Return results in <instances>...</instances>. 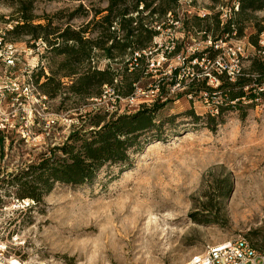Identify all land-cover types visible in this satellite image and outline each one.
I'll use <instances>...</instances> for the list:
<instances>
[{"label": "rangeland", "instance_id": "rangeland-1", "mask_svg": "<svg viewBox=\"0 0 264 264\" xmlns=\"http://www.w3.org/2000/svg\"><path fill=\"white\" fill-rule=\"evenodd\" d=\"M107 5L108 0H36L34 8L38 15L63 12L61 23L79 29ZM80 7L90 13L69 19ZM238 9V0H180L175 13L153 21L146 17L157 34L139 67L152 75L135 83L133 101L117 94L121 76L114 85H103L99 96L82 97L68 88L90 68L122 73L131 54L111 60L97 48L91 60L78 65V74L65 76L64 56L45 40L5 37L22 51L15 71L21 86L29 83L19 104L7 110L14 127L0 131V240L12 264H182L241 234L264 248V98L245 99L243 109L221 113L217 105L225 97L207 89L218 88L226 68L236 80L254 56H264V31L263 50L249 41L256 20L264 24V10L250 17L243 36L235 31L216 40ZM15 12L0 0V25L15 27ZM27 64L31 80L24 77ZM163 100L156 127L139 137L126 161L107 162L86 184L56 182L40 203L19 198L13 176L72 142L73 132L96 129L95 116L111 119ZM191 109L200 117L189 115Z\"/></svg>", "mask_w": 264, "mask_h": 264}, {"label": "trees", "instance_id": "trees-1", "mask_svg": "<svg viewBox=\"0 0 264 264\" xmlns=\"http://www.w3.org/2000/svg\"><path fill=\"white\" fill-rule=\"evenodd\" d=\"M2 1L16 9L15 27L9 33L13 37L28 35L35 40L41 38L48 42L57 55L64 56L60 68L68 69L69 72L65 76L78 74V65L91 60L93 51L97 48L103 50L106 57L111 60L131 54L132 57L122 73L111 68H90L72 79L73 82L68 88L82 97H88L89 94L99 96L102 86L114 85L118 76L122 78L116 86L118 94L129 96L136 89L135 83L141 77L145 74L152 75L149 72L143 74L139 67L146 57L143 50L150 46L157 34L154 27L144 20L148 17L153 21L155 17L158 19L175 13L180 0H108V5L105 8H96L93 18L83 23L79 29L71 23L66 22V25L61 23L63 12L38 15L34 8L36 0ZM238 3L239 9L234 11L233 16L223 25L222 34L216 40L228 39L225 37L232 36L235 31L238 36H243L246 23L251 20L250 17H253L255 12L264 10V0H238ZM146 11L148 13L145 14ZM89 13V9L80 7L68 14V18L74 19L78 15L86 16ZM219 14L220 12L216 14L218 28L222 22ZM253 21L255 20H252V23ZM254 29L255 32L251 34L249 41L261 50L259 38L264 31V24L256 20ZM93 33H96V36H89ZM136 52L141 55L135 56ZM195 56L199 60L204 58L200 53ZM130 62L131 67L128 66ZM251 64L248 71L237 74L236 80H232L225 70L219 75L221 84L218 88L207 86L210 93L221 91L225 97V102L217 105L221 113L225 110L243 109L245 99L253 103L259 97L264 98V90H261L264 85V56H254ZM178 71L179 69L176 68L175 75ZM41 76L42 73L38 76L37 82L41 80ZM46 78L47 81L41 85L45 86L54 76H46ZM207 79L208 77L204 78L205 83L209 81ZM195 83L193 79L190 91L195 90ZM165 101H156L149 106L145 104L134 113L115 115L111 119H107L102 114L95 116L96 120L91 125L96 129H91L89 134L82 131L73 132L70 136L72 142H66L62 147H54L50 155L42 156L38 163L24 167L13 176L20 193L19 198L28 197L40 203L56 182L86 184L98 176V171L107 162L126 161L128 151L137 145L139 137L147 130L156 127L157 116L161 108L166 105ZM252 103L247 104L246 107H252ZM188 111V114L195 116L196 119L200 117L193 109ZM245 115H247L246 110L243 116ZM210 116L215 119L214 115ZM230 190L226 189L222 196H228ZM256 233H258L257 229L251 232L252 235ZM253 245L258 247L254 243Z\"/></svg>", "mask_w": 264, "mask_h": 264}, {"label": "built area", "instance_id": "built-area-1", "mask_svg": "<svg viewBox=\"0 0 264 264\" xmlns=\"http://www.w3.org/2000/svg\"><path fill=\"white\" fill-rule=\"evenodd\" d=\"M13 27L11 23H7L5 26L0 25V131L2 132L9 127H14V124L10 123L9 117L6 116L8 108L16 107L23 91L29 90V83L26 82L25 87L21 86L19 81L21 78L15 71L23 56L22 51L18 50L15 42L5 39ZM216 47L219 46L216 45ZM143 52L147 51L143 50ZM137 53V55H141L139 52ZM29 66L27 64L24 69L26 80H31L33 75V70ZM225 70L228 72L227 68ZM229 73L235 75L232 72ZM261 90H264V85ZM127 98L132 101L136 99L133 93ZM206 249L205 252L195 254L182 264H264V249L255 247L251 240L242 234L223 242L211 244ZM0 250V264H12L13 259L9 260L5 255L3 251L5 244L1 243V240ZM18 262L22 264L20 260Z\"/></svg>", "mask_w": 264, "mask_h": 264}, {"label": "bare ground", "instance_id": "bare-ground-1", "mask_svg": "<svg viewBox=\"0 0 264 264\" xmlns=\"http://www.w3.org/2000/svg\"><path fill=\"white\" fill-rule=\"evenodd\" d=\"M14 264H16L15 262H13Z\"/></svg>", "mask_w": 264, "mask_h": 264}]
</instances>
